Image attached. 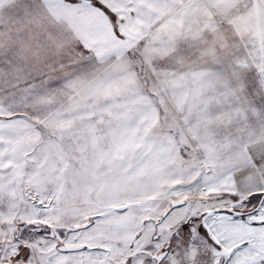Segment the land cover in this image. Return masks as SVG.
<instances>
[{
	"label": "rangeland",
	"instance_id": "374dc122",
	"mask_svg": "<svg viewBox=\"0 0 264 264\" xmlns=\"http://www.w3.org/2000/svg\"><path fill=\"white\" fill-rule=\"evenodd\" d=\"M105 2L123 23L114 34L109 18L87 17L101 58L88 67L66 25L0 4L15 17L0 27L3 242L34 219L37 196L71 222L141 201L181 168L243 167L244 145L264 148V0H180L156 17L133 0ZM134 144L155 166L129 183L121 157Z\"/></svg>",
	"mask_w": 264,
	"mask_h": 264
},
{
	"label": "snow or ice",
	"instance_id": "6c2138e0",
	"mask_svg": "<svg viewBox=\"0 0 264 264\" xmlns=\"http://www.w3.org/2000/svg\"><path fill=\"white\" fill-rule=\"evenodd\" d=\"M16 8L15 17L40 9L42 19L66 25L76 40L75 62L84 67L101 62L100 41L87 30V17L109 18L114 34L123 23L105 0H18ZM15 17L0 16V27ZM244 150L243 167L181 168L141 201L117 202L111 211L94 207L92 215L71 222L59 220L51 195L37 196L34 219L22 221L19 235L0 243V264H264V148ZM154 166L145 144H134L121 157L129 183Z\"/></svg>",
	"mask_w": 264,
	"mask_h": 264
},
{
	"label": "crops",
	"instance_id": "0c3cea01",
	"mask_svg": "<svg viewBox=\"0 0 264 264\" xmlns=\"http://www.w3.org/2000/svg\"><path fill=\"white\" fill-rule=\"evenodd\" d=\"M6 0H3L5 2ZM132 2V1H131ZM180 2V0H133V3L137 5V9L143 8L145 11H150V14L152 17H156L160 14V11L173 8L175 5H177ZM1 4V3H0ZM157 11H154V9Z\"/></svg>",
	"mask_w": 264,
	"mask_h": 264
},
{
	"label": "flooded vegetation",
	"instance_id": "af4514ba",
	"mask_svg": "<svg viewBox=\"0 0 264 264\" xmlns=\"http://www.w3.org/2000/svg\"><path fill=\"white\" fill-rule=\"evenodd\" d=\"M19 232H20V228L15 229V231L13 232V235H12V236H13L12 239H13L15 236L19 235ZM0 243H3V241L0 240Z\"/></svg>",
	"mask_w": 264,
	"mask_h": 264
}]
</instances>
